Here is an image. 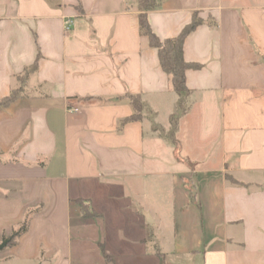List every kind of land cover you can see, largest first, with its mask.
Returning <instances> with one entry per match:
<instances>
[{"label":"crops","instance_id":"obj_1","mask_svg":"<svg viewBox=\"0 0 264 264\" xmlns=\"http://www.w3.org/2000/svg\"><path fill=\"white\" fill-rule=\"evenodd\" d=\"M154 1L161 40L204 21L176 139L158 133L178 96L138 0H0V99L39 60L0 108V245L32 213L0 264H264V0ZM133 95L150 119L121 126Z\"/></svg>","mask_w":264,"mask_h":264},{"label":"trees","instance_id":"obj_2","mask_svg":"<svg viewBox=\"0 0 264 264\" xmlns=\"http://www.w3.org/2000/svg\"><path fill=\"white\" fill-rule=\"evenodd\" d=\"M140 7L139 27L143 36L149 39L150 46L158 51L159 62L162 70L169 76L170 83L173 91L178 96L177 112L181 111V116L187 114L188 100L192 94L186 83V73L188 70H198L200 66L197 64L186 62L183 56V48L186 38L193 33L204 21L201 20L197 14L193 16L192 22L186 26L180 35L174 39L161 40L152 31L148 19L147 12L155 8L154 0H138ZM38 59L29 68L25 69L23 74L16 77L18 86L11 90L9 96L0 99V108H7L15 101L27 97V85L29 80L38 71ZM130 103L133 106L134 113L129 118L121 122V126L131 123L139 122L144 119L143 113L145 112V103L140 96H130ZM181 116L174 115L171 118V139L176 132ZM175 145L178 142L175 141ZM232 181V180H231ZM233 183H236L234 180ZM192 197L195 192L191 190ZM194 199V198H193ZM30 213L23 224L15 229L9 239L6 240L7 246H14L17 240L28 231L30 222Z\"/></svg>","mask_w":264,"mask_h":264},{"label":"rangeland","instance_id":"obj_3","mask_svg":"<svg viewBox=\"0 0 264 264\" xmlns=\"http://www.w3.org/2000/svg\"><path fill=\"white\" fill-rule=\"evenodd\" d=\"M189 102V101H188ZM188 107H189V104H188ZM181 111H179V112H176L175 113V115L178 117H180L181 116ZM147 117L146 119H150V117L149 116H147V115H145V112L143 113V117ZM158 123V133H159V135H163V136H167V135H169L170 137L169 138H171V127H169V128H167L166 127V123H165V118L162 116L160 119H159V122H157ZM183 123L184 124H182V125H184L183 126V128H182V133H180V137L181 138H183V136L185 137V136H187L188 134H192L191 132H193V131H190V129H189V125H192V120L190 119V120H184L183 121ZM209 125L210 126H212V125H215V123L214 122H212V123H209ZM167 128V129H166ZM151 131H150V128H149V130H148V133H150ZM194 135H195V137H198V138H203V136L206 134V133H204V132H199V131H194V133H193ZM173 138H175L176 139V137H175V133H174V135H173ZM178 138V137H177ZM186 145L187 146V148H190V143L188 142V140L186 139V138H183V145Z\"/></svg>","mask_w":264,"mask_h":264},{"label":"built area","instance_id":"obj_4","mask_svg":"<svg viewBox=\"0 0 264 264\" xmlns=\"http://www.w3.org/2000/svg\"><path fill=\"white\" fill-rule=\"evenodd\" d=\"M71 26H72V21H67L66 22V30H69L71 28ZM75 111H77V110H75Z\"/></svg>","mask_w":264,"mask_h":264},{"label":"water","instance_id":"obj_5","mask_svg":"<svg viewBox=\"0 0 264 264\" xmlns=\"http://www.w3.org/2000/svg\"><path fill=\"white\" fill-rule=\"evenodd\" d=\"M7 242H4L3 244L0 245V249L4 248L6 246Z\"/></svg>","mask_w":264,"mask_h":264}]
</instances>
